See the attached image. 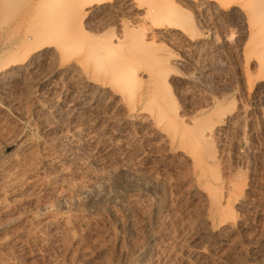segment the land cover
I'll use <instances>...</instances> for the list:
<instances>
[{"label": "rangeland", "instance_id": "1", "mask_svg": "<svg viewBox=\"0 0 264 264\" xmlns=\"http://www.w3.org/2000/svg\"><path fill=\"white\" fill-rule=\"evenodd\" d=\"M189 7V32L200 44L187 48L180 39H161L154 49L181 60L169 66L175 73L166 72L172 97V107L170 101L167 106L182 122L197 117L206 98L217 92H229L225 104L234 99L235 107L246 105L248 116L239 120L245 139L228 131L210 140L219 159L212 163L221 176L219 197L223 205L229 203L234 218L222 221L214 213L204 178L177 142L141 119V106L128 114L95 97L92 106L62 115L51 128L37 119L42 113L25 93L42 95L52 88V79L38 72L28 92L0 87V99L16 101L18 107H6V120L34 142L35 168L26 174L23 193L27 202L14 216L40 212L36 220L22 217L9 224L2 215L0 264H264V123L259 117L264 100L259 91L241 93L236 38L226 44L221 39L234 30L226 14ZM111 13L105 17L111 22L88 17V34L97 29L102 34L110 25L116 29L121 14ZM75 124L89 133L72 138ZM50 157L61 164L58 171L45 163ZM229 183L245 186L243 201L229 197ZM50 216L67 222L42 228L39 221Z\"/></svg>", "mask_w": 264, "mask_h": 264}, {"label": "bare ground", "instance_id": "2", "mask_svg": "<svg viewBox=\"0 0 264 264\" xmlns=\"http://www.w3.org/2000/svg\"><path fill=\"white\" fill-rule=\"evenodd\" d=\"M176 1L182 6L175 0H0V87L12 85L28 92L36 73L40 72L44 80L52 79L50 93H25L33 96L42 113L37 119L50 128L62 115L85 105L92 106L95 97L114 103L128 114L141 106L142 115H137L151 121L170 141L177 142L190 158L193 169L204 178L214 213L226 221L234 217L229 203L223 205L222 196L219 197L222 191L218 192L216 183L219 184L221 176L212 165L213 162L217 165L219 159L210 140L228 131L239 138L247 137L239 121L248 116L246 105L235 107L234 99L225 104L224 93L229 92H217L206 98L205 108L200 109L197 117L182 122L167 106L171 103L169 107H172V97L168 93L170 77L167 79L166 72L172 69L174 72L169 66L180 64L181 60H171L172 56L167 58L154 47L157 40L175 41V38L187 48L198 46L200 39L193 38L187 25V20L192 18L186 20L193 11L187 12L185 8L189 5L197 12L205 7L221 10L234 28L221 39L226 44L236 38L241 93L250 96L259 91L264 100V0ZM111 10L121 15L128 12L130 16L115 18L119 20L116 29L110 25L102 34H97L98 29L95 34H88V17L104 23ZM143 87L147 93H143ZM139 90L143 92L137 93ZM15 104L16 101L10 104L8 99H0V218L7 216L5 224L22 217L36 220L40 215L29 209L14 216L27 202L23 197L28 183L26 174L35 168L33 139L21 135L4 116L6 107L18 108ZM259 117L264 123L263 106ZM88 133L77 124L70 130L72 138H82ZM7 147L13 149L5 152ZM46 161L54 170L60 169L56 158ZM227 186L229 197L239 203L245 186L239 183ZM66 222V218L50 216L41 219L39 225L57 227Z\"/></svg>", "mask_w": 264, "mask_h": 264}]
</instances>
